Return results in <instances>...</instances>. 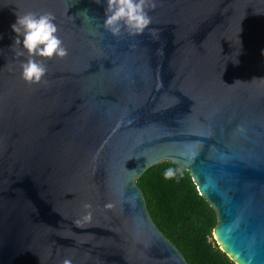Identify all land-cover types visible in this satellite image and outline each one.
<instances>
[{
  "label": "water",
  "instance_id": "obj_1",
  "mask_svg": "<svg viewBox=\"0 0 264 264\" xmlns=\"http://www.w3.org/2000/svg\"><path fill=\"white\" fill-rule=\"evenodd\" d=\"M154 2L117 37L106 0H0V264H188L136 184L160 163L190 174L234 264H264V0ZM27 12L68 50L36 58L38 84L12 50Z\"/></svg>",
  "mask_w": 264,
  "mask_h": 264
},
{
  "label": "trees",
  "instance_id": "obj_2",
  "mask_svg": "<svg viewBox=\"0 0 264 264\" xmlns=\"http://www.w3.org/2000/svg\"><path fill=\"white\" fill-rule=\"evenodd\" d=\"M168 168L177 171L172 179L164 178ZM136 184L152 221L188 264H234L212 237L217 223L215 211L199 195L185 169L160 163L147 170Z\"/></svg>",
  "mask_w": 264,
  "mask_h": 264
},
{
  "label": "clouds",
  "instance_id": "obj_3",
  "mask_svg": "<svg viewBox=\"0 0 264 264\" xmlns=\"http://www.w3.org/2000/svg\"><path fill=\"white\" fill-rule=\"evenodd\" d=\"M100 3V0H96ZM104 21L102 27L113 36H120L122 31L130 35L142 34L151 24L149 10L156 7L154 0H106ZM87 16V10L81 11ZM90 18V17H89ZM16 33L12 50L16 56H25L26 60L21 63V79L29 84H38L47 73V67L37 57L51 60L53 58L63 59L68 55V50L63 41L57 35L58 26L55 23V16L50 12L34 13L27 12L17 15V20L11 25ZM153 30L152 35H156ZM22 38V40H21ZM177 171L168 168L164 172L165 179H172ZM106 208H112L108 204ZM86 211L82 220L75 223L80 226L82 222H90L92 213L91 205L85 204ZM63 264H72L70 259H65Z\"/></svg>",
  "mask_w": 264,
  "mask_h": 264
}]
</instances>
